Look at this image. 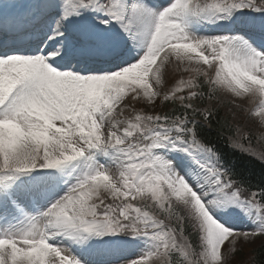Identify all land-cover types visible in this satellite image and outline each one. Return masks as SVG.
I'll list each match as a JSON object with an SVG mask.
<instances>
[{
  "label": "snow or ice",
  "instance_id": "1",
  "mask_svg": "<svg viewBox=\"0 0 264 264\" xmlns=\"http://www.w3.org/2000/svg\"><path fill=\"white\" fill-rule=\"evenodd\" d=\"M248 123L264 0H0V264H255Z\"/></svg>",
  "mask_w": 264,
  "mask_h": 264
},
{
  "label": "trees",
  "instance_id": "2",
  "mask_svg": "<svg viewBox=\"0 0 264 264\" xmlns=\"http://www.w3.org/2000/svg\"><path fill=\"white\" fill-rule=\"evenodd\" d=\"M204 103L208 104L209 101L205 99ZM211 103L215 104V101H212ZM163 110L165 109L163 108L158 109V111H163ZM220 115L228 119L230 123L233 122L232 114L231 112L228 111L227 105L220 108ZM245 130H248V129H245ZM248 132L251 133L253 137L252 143L256 144V137L258 136L257 129L255 130V128H252V129H249ZM233 160L237 166V169L240 171H243L245 175L254 176L257 179H259V177L261 176V173L264 172V165H261L257 160H254L251 157L241 156L239 154H236L233 157ZM256 241L258 242L255 244V247H252L250 250V253H252L253 250H255L254 255L252 256V259L255 261V264H264V249H261L259 247L260 239H257Z\"/></svg>",
  "mask_w": 264,
  "mask_h": 264
},
{
  "label": "rangeland",
  "instance_id": "3",
  "mask_svg": "<svg viewBox=\"0 0 264 264\" xmlns=\"http://www.w3.org/2000/svg\"><path fill=\"white\" fill-rule=\"evenodd\" d=\"M239 121H240L241 124L245 123L243 116L239 117ZM252 128H255V130L257 129V134L258 135H260L261 133H264V128H260L254 123H248V125L246 127V129H248V130H245V131L248 132L249 129H252ZM257 242L258 241H255L254 244L245 245V246H243L242 250H238L237 253H236L237 259L238 260H246V259H248L251 248L255 247V244ZM164 262H165V258H161L160 264H164Z\"/></svg>",
  "mask_w": 264,
  "mask_h": 264
}]
</instances>
